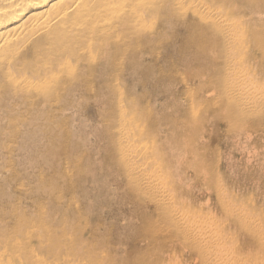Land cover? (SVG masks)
Here are the masks:
<instances>
[{
	"label": "bare ground",
	"instance_id": "obj_1",
	"mask_svg": "<svg viewBox=\"0 0 264 264\" xmlns=\"http://www.w3.org/2000/svg\"><path fill=\"white\" fill-rule=\"evenodd\" d=\"M147 88L187 99L161 148L143 144L154 116L124 127L125 95L142 107ZM92 96L115 108L112 162L144 203L134 242L94 233L78 211L71 223L42 211L16 231L0 222V264H264V193L231 161L238 141L264 139V0H0V124L29 139ZM196 97L201 116L184 118ZM21 111L36 116L2 123Z\"/></svg>",
	"mask_w": 264,
	"mask_h": 264
},
{
	"label": "rangeland",
	"instance_id": "obj_2",
	"mask_svg": "<svg viewBox=\"0 0 264 264\" xmlns=\"http://www.w3.org/2000/svg\"><path fill=\"white\" fill-rule=\"evenodd\" d=\"M176 69L171 68L173 71L171 73L178 72L179 78H182L184 72H188L176 71ZM163 80L165 83H161V86L154 85L160 90L171 87L170 76ZM174 83L178 89H186L187 85L180 79ZM147 90L149 91L145 100L147 103L142 107L140 102L135 104V100L138 99L137 92L125 95L128 98L127 102L133 103L132 108L133 106L134 108L127 110L124 127L131 130L130 127H139V122L151 115L154 116V119L149 120V124L153 120V125L159 123V127H146L149 136L153 135V137H145L146 141L143 144H147L146 146L149 143L155 144L161 148L167 141L162 132L165 131V127H171L180 101L183 103V100L187 99L182 93L177 94L180 97L179 101L169 96V92L156 96L150 93L148 88ZM192 92L194 93L193 90H189L187 96ZM88 102L89 104L83 103L86 107L80 106L79 112L68 110L52 116L54 119L51 123H54L51 127L28 126L22 134L25 135L27 131L34 134V137L29 139L24 140L19 137L18 132L22 127L0 124V222L5 221L7 226L9 225L7 228L11 229L13 223L15 226L24 224V220L36 223L42 211L50 212L56 220H67L71 223L75 221L78 211L80 216H88L92 220L90 228L94 233L98 232L97 229H101L99 233L102 234L103 231L108 230L111 231V236L115 237L118 230L122 229L120 235L127 236L134 242L133 239L137 236L136 223L138 224L136 213L142 209L144 203L140 199L141 195L137 190L134 192L127 177L120 170L119 163L112 162L117 154L115 152L117 148L110 138V131L115 127V108L110 107V104L103 105L94 96ZM191 103H193L192 113L193 111L195 113L191 115V108L188 106L184 117L186 119L198 118L202 113L201 98L196 97L195 102L191 101ZM34 116L36 114L27 115L26 112L21 111L12 116L5 115L2 123H6L7 120L15 122L17 118H27L29 122ZM234 147L231 161L238 167L239 172L236 174L244 173L245 165L249 166L251 180L247 184L251 189L256 190L257 187L261 189L255 192L258 194L256 200H260L264 193V139L253 136L248 143L238 141ZM164 153L166 159L164 158L163 162L166 163L170 151L166 150ZM145 164L149 166V161ZM255 164L256 166L253 167ZM250 197L247 195L242 197L246 202L245 205L252 206ZM257 207L264 214V207ZM15 226L13 231L17 230ZM123 226L128 229L125 231Z\"/></svg>",
	"mask_w": 264,
	"mask_h": 264
}]
</instances>
